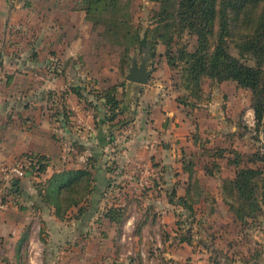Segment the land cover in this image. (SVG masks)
Here are the masks:
<instances>
[{
  "label": "crops",
  "instance_id": "crops-1",
  "mask_svg": "<svg viewBox=\"0 0 264 264\" xmlns=\"http://www.w3.org/2000/svg\"><path fill=\"white\" fill-rule=\"evenodd\" d=\"M31 1L48 5L47 15L58 20L59 26L47 31L43 57L35 53L38 49L34 47V61L28 60V64L53 72L38 88L0 93V181L2 166L23 156L44 155L47 166L42 173L31 169L17 179V186L11 187L9 207L0 211V264H173L172 258L180 264H208L202 255L195 257L193 235L192 243L185 236L153 239L145 227L155 221L146 219L140 232L136 224L129 233L131 217L125 215L119 222L107 216L110 209L125 213L129 188H138L144 177L152 181L147 185L151 192L162 189L163 182L170 184L186 176L180 193L177 187L169 189L170 193L175 189L178 195L186 193L188 172L183 164L187 160L185 155L182 159L181 154L176 155L187 151V147L178 145L181 137L188 142L184 129L190 122L179 115L183 105L163 88L160 75L150 65L148 84L125 78L128 69L122 73L119 54L96 44L93 24L87 20L86 11L77 6L82 0ZM111 58L114 64L108 65ZM121 82L120 117L131 121L116 127L110 141L111 123L105 122L104 106L90 91ZM87 101L98 107H89ZM91 158L96 188L90 202L81 215L74 207L68 218L61 220L38 195V184L56 172L85 168ZM111 162L114 169L107 167ZM141 195L144 193L139 190L135 196ZM168 202L158 212L165 217L173 211L171 203L178 205ZM157 223L161 225L160 220ZM151 245L155 247L150 249Z\"/></svg>",
  "mask_w": 264,
  "mask_h": 264
},
{
  "label": "rangeland",
  "instance_id": "rangeland-1",
  "mask_svg": "<svg viewBox=\"0 0 264 264\" xmlns=\"http://www.w3.org/2000/svg\"><path fill=\"white\" fill-rule=\"evenodd\" d=\"M164 2L165 0H134V21L136 25L141 26L143 33L153 31L156 27L158 12L165 5ZM166 5L169 12L177 11L175 2L171 1ZM47 7L48 5L44 3H35L31 0H0V61L2 63L0 65V93L8 95L16 90L26 89V87L29 90L38 88L47 79V75L52 74L53 71L49 73L42 66L28 64L34 61L31 58L34 57V47L38 49L35 53L43 57L42 45L47 41L48 36H45L47 31L51 27L57 29L59 26L58 20L47 15ZM176 42L175 47L187 45L190 50L197 46L196 36L189 32H184ZM165 51L166 45L160 41L154 56L149 58L146 52L137 48L131 50V57L141 59L142 55H146L152 71L157 76L160 75V78H157L163 82V88L171 91L176 101L184 106V108L181 106L182 110L179 115L181 117L184 115L190 122L185 125L184 129L188 142L187 139L181 137L183 136L181 134L178 145L182 149L187 147V151L184 150L185 153L176 152V155L178 157L181 154V159L185 155L186 160L194 161L196 175L202 183L204 192L200 203L196 205L195 217H189L188 211L172 203L173 211L171 215L165 217L164 213L159 214L158 212L164 205H167L169 189L177 187L180 193L182 191L180 184L184 183L186 176L170 184L163 182L162 189L156 188L151 192L147 189V185L152 181L144 177L142 181H139L138 188L134 186L129 188L130 192H127V197L124 199L129 203L125 215L131 217L134 225H131L132 228L130 227L128 232L131 233L136 227L137 232H140L147 219L148 222L155 221L152 225L145 227L146 234L153 239L160 236L167 239L170 236L182 238L188 235L187 231H189V235H193V239H196V243L194 241L192 245L196 253L195 257L202 255L201 257H204L208 264H216V262L241 264V252L250 255L255 251L264 259L263 218L250 219L247 226L241 228L233 221V215L228 209L222 190L223 180L234 176L236 171L235 166L227 163V157L234 156L232 150L251 154L259 148H264L263 127L258 126L251 108V90L238 86L235 81L219 82L203 77V93L200 98L196 97L191 91L179 86V72L168 64ZM231 51L239 55L233 45ZM110 60L107 61L108 65H113L114 59ZM250 62L252 63L251 60ZM120 79H122L121 76ZM114 165L111 162L107 167L114 169ZM206 169L212 171V175L208 174ZM172 170L175 172L176 168L173 167ZM137 172L138 176L142 174L138 168ZM145 180L148 184L143 183ZM10 190L12 189H8L9 202L11 201ZM139 190L144 193L141 198L135 196ZM149 206L152 210L148 209ZM157 206L161 207L160 210ZM158 220L161 225L157 223ZM172 223H175L176 227H170ZM154 247L151 245L150 249ZM223 256L232 260L224 259ZM87 262L89 261L85 264ZM172 262L180 264V260L175 258H172Z\"/></svg>",
  "mask_w": 264,
  "mask_h": 264
},
{
  "label": "trees",
  "instance_id": "trees-1",
  "mask_svg": "<svg viewBox=\"0 0 264 264\" xmlns=\"http://www.w3.org/2000/svg\"><path fill=\"white\" fill-rule=\"evenodd\" d=\"M171 1L177 5L176 12L168 11L166 4ZM133 2L82 0L77 5L86 11L87 20L93 24L96 44L108 46L111 52L119 54L122 73L130 65L132 49L138 48L148 57L154 56L161 41L166 45L168 64L179 72L181 88L200 98L203 77L219 82L235 81L238 86L251 90V108L258 126L264 128V0H165L158 12L156 27L145 33L134 21ZM184 32L196 36L195 49L190 50L187 45L175 47L177 38ZM232 45L239 55L231 51ZM123 84L90 91L104 106L105 122L111 123L110 141H113L111 138L115 136L116 127H124L131 121L120 117L123 109L118 89ZM87 104L98 107L93 101H87ZM232 153L234 156L227 157V163L235 166L236 171L234 176L223 180L222 190L233 221L245 228L250 219L263 218L264 221V148L251 154L237 150ZM32 156L35 162L27 173L31 169L44 172L47 166L45 156ZM91 161L92 158L85 168L56 172L38 184V195L61 220L68 218L74 207L78 208L79 215L86 210L96 188L95 166L91 167ZM183 168L188 172L186 193L178 195L174 189L169 200L188 211L189 217H195L196 205L200 203L204 190L196 175L194 161L187 160ZM206 172L212 175V171L206 169ZM15 186L17 184L13 183L12 187ZM107 216L119 222L126 217L118 209H110ZM185 240L192 243L190 235H186ZM240 260L241 264H262L264 259L253 251L250 255L241 252Z\"/></svg>",
  "mask_w": 264,
  "mask_h": 264
},
{
  "label": "built area",
  "instance_id": "built-area-1",
  "mask_svg": "<svg viewBox=\"0 0 264 264\" xmlns=\"http://www.w3.org/2000/svg\"><path fill=\"white\" fill-rule=\"evenodd\" d=\"M34 162V156L27 155L17 159L12 164L2 166L3 176L0 183V211L9 207L8 189L12 187L13 181L25 177L28 169H30ZM140 169L142 168L140 167ZM143 183L148 184V181L145 180Z\"/></svg>",
  "mask_w": 264,
  "mask_h": 264
},
{
  "label": "water",
  "instance_id": "water-1",
  "mask_svg": "<svg viewBox=\"0 0 264 264\" xmlns=\"http://www.w3.org/2000/svg\"><path fill=\"white\" fill-rule=\"evenodd\" d=\"M1 56V54H0ZM0 61V65H1ZM151 77V70L149 68L148 57L142 55L141 59L133 58L132 62L128 68V72L125 75V78L130 82H136L141 85H146L149 83ZM263 139H264V128H263ZM14 184L18 183V180L13 181Z\"/></svg>",
  "mask_w": 264,
  "mask_h": 264
}]
</instances>
